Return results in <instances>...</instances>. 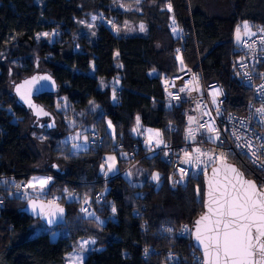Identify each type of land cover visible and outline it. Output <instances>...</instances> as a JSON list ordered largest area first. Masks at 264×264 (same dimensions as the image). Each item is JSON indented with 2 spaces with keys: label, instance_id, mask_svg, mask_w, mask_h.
Wrapping results in <instances>:
<instances>
[{
  "label": "trees",
  "instance_id": "obj_1",
  "mask_svg": "<svg viewBox=\"0 0 264 264\" xmlns=\"http://www.w3.org/2000/svg\"><path fill=\"white\" fill-rule=\"evenodd\" d=\"M112 1L0 0V55L6 54L7 59L0 61V264H66L65 256L80 239L95 241V249L83 264H202L191 236L179 237L178 230L182 224L192 229L203 212V179H189L185 187L174 189L165 182L159 188L151 187L153 173L163 177L169 173L157 155L135 164L145 178L136 185L123 174H108L105 155H117L122 173L141 156H124L140 145L133 132L137 124L168 138L167 127L174 123L181 133L182 110L168 104L163 93L165 79L181 70L178 54L185 67L198 68L200 63L207 81L225 84L231 109L244 113L249 94L230 71L238 55L235 32L242 23L253 29L264 27V0H145L139 11L114 8ZM97 15L105 20L97 26L95 37L89 38L79 22ZM114 23L142 24L146 32L126 36L114 31L110 26ZM53 30L61 33L60 39L48 46L39 43V33ZM10 61L20 66L12 67ZM38 68L58 84L55 94L36 100L54 116V129L47 128L49 119L37 121L10 89L12 77L20 83L38 73ZM114 79L119 81L115 91L111 86L100 88L101 80ZM61 98L74 112L75 129L97 127L102 137L97 150L71 154L72 144L65 141L69 125L63 115L58 119L55 115L56 101ZM92 104L102 114L92 112ZM40 134L45 137L42 142L36 139ZM174 140L179 141V136ZM119 142L123 147L116 151ZM33 174L50 178L42 193L34 189L39 199L68 210L66 226L51 230H68L75 209L83 221L98 217L102 221L99 229L74 223L56 241L47 232L35 235L34 225L44 224L24 209L37 196L22 198L16 187ZM67 193L75 199L68 200ZM86 205L94 215L83 214ZM136 210L142 212L144 231ZM166 226L173 228V235L164 234ZM149 248L154 253L146 258Z\"/></svg>",
  "mask_w": 264,
  "mask_h": 264
},
{
  "label": "built area",
  "instance_id": "obj_2",
  "mask_svg": "<svg viewBox=\"0 0 264 264\" xmlns=\"http://www.w3.org/2000/svg\"><path fill=\"white\" fill-rule=\"evenodd\" d=\"M262 40H264L262 31L242 39L236 48L238 55L230 65L232 78L249 94L244 113H237L231 109L228 88L220 81H207L200 63L198 68L185 67L178 73L168 76L163 82L166 102L182 110L181 133L178 126L172 123L167 127L168 138L160 133L162 143L158 144L156 136L150 137L146 131L149 128H144L142 130L144 134L142 133L139 137V147H136L130 154L124 155L125 159H133L136 154H141L139 159L127 169H132L140 159L161 155L169 167V173L166 177L160 175L159 181L152 180L150 186L159 188L165 182L169 188L174 189L185 187L189 179H203L219 164L232 163L243 172L246 171L250 179L254 180L264 191V188H261L264 186V169L258 167V164L264 163V148L260 147L264 144V116L256 111L264 107V90L261 89L264 85V43H261ZM213 99L216 103L212 102ZM209 125L216 128L218 132H208ZM234 132L242 139L237 140L233 135ZM216 135L219 139H210ZM176 136H179V141L174 140ZM101 139L98 131H92L88 140L89 149L97 150L101 146ZM246 140H251L253 148L259 149L260 158L256 163H253L254 158L251 157L247 147H237V144H245ZM122 147V143L119 142L115 150L120 151ZM185 153H189V156ZM221 154L225 157L224 161L217 159ZM180 169H184V173H181ZM182 175L183 180L181 181ZM17 193L24 198L28 195V190L22 186ZM2 204L3 200L0 198V207ZM83 208L87 209V212L83 214L90 213L89 205ZM135 214L142 221L144 231L145 221L142 219L141 210H136ZM191 232L192 229L182 224L178 230V236H191ZM173 233L171 226L164 227V234L171 236ZM153 253V248H149L144 253V257L147 258ZM170 257L175 258V254L171 253ZM197 259L202 263V257Z\"/></svg>",
  "mask_w": 264,
  "mask_h": 264
},
{
  "label": "snow or ice",
  "instance_id": "obj_3",
  "mask_svg": "<svg viewBox=\"0 0 264 264\" xmlns=\"http://www.w3.org/2000/svg\"><path fill=\"white\" fill-rule=\"evenodd\" d=\"M135 2L139 4L140 0H135ZM168 7L169 10H171L170 4ZM243 27L245 33L248 34L249 25L245 23ZM141 30L143 31V26H141ZM261 31L264 32V29ZM239 33L240 28L238 27V41L240 39ZM43 35L47 36L48 34L44 33ZM252 35L255 34L252 33ZM261 43H264V40H262ZM177 52H179V50H177ZM37 79L47 80L48 77H34L31 81H25V84L31 85ZM261 89L264 90V85L261 86ZM181 91H183V89H181ZM23 98L24 97H22V99ZM113 99H115V93H113ZM26 102H28L31 107H35L31 105L30 101L26 100ZM212 102L216 103L215 99H213ZM256 111L260 113L261 116H264V107L258 108ZM41 112H43V109L37 110V114ZM43 114L47 115L46 112ZM137 122H139V117H137ZM109 126L111 127V122H109ZM133 131H135V129H133ZM208 132L216 133L218 130L209 125ZM233 135L237 140L242 139V137L237 136L235 132ZM157 136H159V133H157ZM210 139H219V136L216 135L214 138ZM159 143H162V141H158V144ZM73 147L80 148L81 146L73 145ZM237 147H247L251 157L254 158L253 163L259 160V149L253 148L251 140H246L243 145L237 144ZM260 147L264 148V144H261ZM196 151L199 153V149ZM185 155L189 156V153H185ZM209 159H211V157H209ZM217 159L224 161L225 157L221 154ZM114 160L115 157L109 156L106 158V161ZM197 160H199V156H197ZM222 166L226 173L225 180L227 183L222 186L223 190L220 191L219 198L213 199L212 184L209 182L208 213L215 216V219L213 220L208 214H205L196 221V239L204 246V264H264V191L258 189L253 181L246 180L243 173L237 168L227 165L226 163ZM103 167L102 165V170ZM258 167L264 169V163L258 164ZM112 168L113 165L110 164L108 171H112ZM217 171V169L213 170L214 175ZM180 172L184 173V169H180ZM228 173L232 174L231 177L227 175ZM151 178L153 181H159V173H153ZM49 179L50 178L33 177L32 181H29L27 187L35 188V186L39 184L42 192L44 186L49 182ZM182 180L183 175L181 176V181ZM176 182L179 183L180 181ZM16 187L19 188L20 185H16ZM261 188H264V186H261ZM197 193L199 194V188H197ZM36 199H39V196H37ZM30 203L34 212L37 207L41 209L39 215L45 218L48 224L55 222L58 218V213L60 217L63 215L64 210L58 205H55L52 201L48 202L47 209L45 205H38L34 200L30 201ZM85 203H88L87 199ZM212 204H216L217 207H211ZM81 211L87 212V209L82 208ZM112 211L114 213L116 211L114 206ZM88 215H94V213H88ZM201 225H204L203 231ZM91 243H95V241H91ZM81 246L83 247V245ZM145 252H147V250H145ZM68 259L73 260V257L70 256ZM75 260L80 261V264H82V257L79 255L75 257Z\"/></svg>",
  "mask_w": 264,
  "mask_h": 264
},
{
  "label": "rangeland",
  "instance_id": "obj_4",
  "mask_svg": "<svg viewBox=\"0 0 264 264\" xmlns=\"http://www.w3.org/2000/svg\"><path fill=\"white\" fill-rule=\"evenodd\" d=\"M144 1L145 0H140V3L137 4L135 2V0H113L112 1V7L117 8V9H121L123 11H139L141 9V5H142V3H144ZM104 20L105 19H104L103 15H97V16H93L89 21H80L79 25L81 27L82 33L87 35L89 38L95 37L97 26H99L102 22H104ZM244 24L245 23H242L238 26L240 28V33H239L240 39H239V41L237 40V30L235 32V41L237 44H239L243 38L253 36L252 33L256 34L257 32L264 29V27H259L257 29H253L247 23L249 25V33L246 34L244 27H243ZM110 26L113 27V29L116 33H123L126 36L131 35V34H144L146 32V27L142 24L134 25L131 23H120V24L114 23L113 25H110ZM141 26H143V31L141 30ZM175 31L177 32L176 28H175ZM44 33H47L48 35L45 36V35H43ZM60 36H61V33L59 31L53 30V31L41 32L37 35V38H38L39 43H44L48 46V45H50L51 42L60 39ZM176 59H177L179 68L180 69L185 68V64H184V60H183L182 55L178 54ZM6 60H7L6 54H1L0 55V61L4 62ZM8 63L10 65H12V67H15V68L20 66L19 63L16 61H10ZM37 72L38 73H44L45 71L41 68H38ZM18 82L19 81H17L15 79V77L11 78V82H10L11 91H13L15 84H17ZM108 86L109 87L111 86V88L115 91L117 89V87L119 86V81L117 79L111 80L110 82H108L107 80H101V82H100V88L101 89L104 90V89L108 88ZM113 101L115 102L116 99H113ZM56 111H57V114H55V115H56L57 119H58V115H60V116L63 115V119H65L69 125L70 134L65 139V141L67 143L72 144L71 154H78L81 151L90 150L88 147L89 135L91 134L92 131H98L99 132L97 127H95V125H93L91 127H87L86 129H84V128L75 129L76 128L75 126H78V122L76 121V117L74 115V112L70 109L69 103L65 98H61V99L56 101ZM91 111L95 112V113L102 114L101 108L95 104L91 105ZM58 123H59V121H57V124ZM134 129H135V131H133V132L137 137H140L143 133L142 130H144V128H141L138 124L136 125V127ZM146 131L150 137L156 136L155 139L157 142L162 140V136H161L159 131L153 130V129H146ZM109 132L111 134L114 133L112 126L111 127L109 126ZM157 133H159V136H157ZM35 135L36 134H34L33 136L35 137ZM36 137H37L36 139H38L37 141H39V142H42L43 140H45V137L43 134H40ZM73 145H80L81 147L80 148H74ZM109 156L115 157V160L114 161H106V158ZM121 157H122V155H121ZM110 164L113 165L112 171H108ZM105 168H106L108 174H110L112 177L117 176L119 174H123L125 178L129 179L132 183H134L136 185L142 184V182L145 179L144 176H142V169L139 165L134 166L130 170H128V169L124 170L122 173H120L119 165H118V158H117V155L114 153H110V154L105 155ZM33 177L49 178L45 174H33L28 179H26L25 182L19 183L18 185H20V187L25 186L26 189L28 190V194L30 196L36 197L40 194H39V192H34V189H36V188L40 189V185L37 184L35 186V188L27 187L29 181H32ZM159 177H160V175H159ZM49 181H50V179H49ZM48 183L44 187H46L48 185ZM67 199L73 200V199H75V197L71 193H67ZM72 216L74 218L73 219L71 218V221L69 222L70 226L68 227L69 228L68 230H63L64 232L62 230H51V229L47 228L45 225L37 224V225H34L35 235H39V234H42L44 232H47V233H49L51 240L56 241L58 239V236L60 233H68L71 227L74 228L75 227L74 223H80V225H81V223H83L81 225L82 228L83 227H88V228L92 227L94 229H99V227L102 224V221L98 217L92 218L93 221L92 220L83 221L84 217L80 215L79 210H77V209H75ZM76 217H77V219H76ZM91 241H94V240L80 239L79 241H77V243L74 245V249L72 250V252L68 253L65 256V258H64L65 263L66 264H80V261L75 260V257L77 255H79L80 257H82V264H83L87 258V255L95 249V243H91ZM84 242H88V243H84ZM81 245H83V247ZM70 256L73 257V260L68 259V257H70Z\"/></svg>",
  "mask_w": 264,
  "mask_h": 264
},
{
  "label": "water",
  "instance_id": "obj_5",
  "mask_svg": "<svg viewBox=\"0 0 264 264\" xmlns=\"http://www.w3.org/2000/svg\"><path fill=\"white\" fill-rule=\"evenodd\" d=\"M39 78V77H48L47 80L45 79H37L33 84L28 85L25 84V81H31L33 80V78ZM19 89V91H18ZM58 90V84L56 82V80L48 73H36L26 79H24L23 81H21L20 83L16 84L14 86L13 92L18 100V102L23 105L24 107H26L28 110L31 111L32 116L38 121V120H45V119H49V122L47 123V128L48 129H54L56 127L55 124V118L54 116L47 110L45 109L42 105L38 104L36 102V100L42 96V95H52L55 94ZM22 97H24L22 99ZM27 101H30L31 105H34L35 107H31L29 105ZM38 109H43V112H41L40 114H37V110ZM46 112L47 115H44L43 113ZM51 125V126H49ZM225 164V163H224ZM227 165H230L232 167L237 168L240 172L243 173L244 178L246 180L249 181H253L255 184L256 182L250 178H248L245 173L242 171V169H240L237 165L232 164V163H226ZM223 164H219L216 167H214L207 175L204 176L203 178V212L200 216H198L195 221L194 224L192 226V232H191V241H192V246L193 248L198 251V253L201 255L202 257V264H204V260H205V255H204V246L201 245L199 243V241L196 239V221L199 220L201 218V216L208 214L213 220L215 219V216H212L211 213H208V207H209V196H208V192H209V182H211L212 184V197L213 199L219 198L220 196V191L223 190L222 186L227 183V181L225 180V170L222 166ZM217 169L218 171L216 172V174L214 175L213 170ZM229 177H231V173L227 174ZM257 188L260 189L258 187V185L256 184ZM219 189V190H218ZM261 190V189H260ZM40 193L41 190L39 191ZM35 201L38 205L39 204H43L45 205V208L47 209L48 206V202L44 201L42 199H30L27 204L26 207L24 209V211L30 215L33 219L40 221L41 223H43L47 228L49 229H54L57 227H61V226H66L67 224V216H68V210L65 206L53 202L55 205H58L60 208H62L63 211V215L62 217H60V214H57V219L55 220L54 223L52 224H48L47 220L45 218H42L39 213L41 211V209L39 207L36 208L35 212L33 211L32 207H31V203L30 201ZM211 207L216 208L217 205L216 204H212ZM207 223V222H205ZM203 227L204 225H201V229L203 231Z\"/></svg>",
  "mask_w": 264,
  "mask_h": 264
}]
</instances>
